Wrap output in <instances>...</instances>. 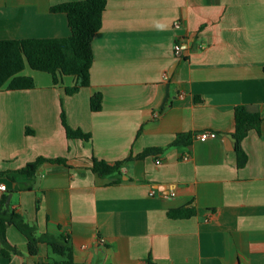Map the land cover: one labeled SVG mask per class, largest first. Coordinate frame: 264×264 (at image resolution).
Returning a JSON list of instances; mask_svg holds the SVG:
<instances>
[{
  "label": "crops",
  "instance_id": "obj_1",
  "mask_svg": "<svg viewBox=\"0 0 264 264\" xmlns=\"http://www.w3.org/2000/svg\"><path fill=\"white\" fill-rule=\"evenodd\" d=\"M77 1L0 0V41L70 37L66 15L51 8ZM107 1L90 87L67 96L74 77L55 85L26 66L20 75L34 88L0 92V201L10 198L16 222L68 237L77 264H264V0ZM239 106L262 117L242 142L243 168ZM62 108L89 141L68 139ZM203 131L218 137L195 140ZM179 134L188 138L171 147ZM153 148L166 150L119 174L91 170L93 159L126 162ZM39 158L48 161L22 173ZM179 208L196 215L170 218ZM1 249L11 257L0 254V264L60 260L46 243L30 256L14 225Z\"/></svg>",
  "mask_w": 264,
  "mask_h": 264
},
{
  "label": "trees",
  "instance_id": "obj_2",
  "mask_svg": "<svg viewBox=\"0 0 264 264\" xmlns=\"http://www.w3.org/2000/svg\"><path fill=\"white\" fill-rule=\"evenodd\" d=\"M107 0H82L56 5L51 8L52 13L65 14L71 35L65 39H25L0 41V92L4 90L21 91L34 88L32 78L20 74L29 66L32 70L50 74L55 85H59L64 77H74L75 84L65 88L67 96H73L82 89L91 86L90 71L94 62L92 44L95 35L102 28L103 15L107 7ZM103 96L95 94L91 98L92 112L102 110ZM62 126L70 140L89 141L91 135L85 134L80 129H72L67 122L64 109L61 111ZM262 123L259 114L249 113L244 107L235 109V132L233 138L236 146L237 166L243 168L248 163V156L242 149V142L251 130H258ZM188 135L179 134L171 147L183 145ZM166 149H147L137 157H130L126 162L108 164L104 161L93 159L92 172L100 177H107L121 173L123 165L132 160H141L147 156L155 155ZM48 161L39 158L34 164L29 165L22 173H33L42 162ZM51 162L64 163L62 159L50 160ZM117 181L121 182L119 178ZM6 199L0 201V236L5 239L7 226H16L27 239L28 254L38 257L39 245L46 243L52 253L60 258L59 261L41 262L37 264H77L74 262L72 249L68 237H54L49 234H39L35 226L24 222H16L17 215L8 213ZM173 219H188L196 215L195 209L179 208L168 213ZM0 254L6 258L11 253L1 249Z\"/></svg>",
  "mask_w": 264,
  "mask_h": 264
},
{
  "label": "built area",
  "instance_id": "obj_3",
  "mask_svg": "<svg viewBox=\"0 0 264 264\" xmlns=\"http://www.w3.org/2000/svg\"><path fill=\"white\" fill-rule=\"evenodd\" d=\"M175 28L180 29L181 28V22H176ZM174 49H175L176 54L179 55L181 53V46L179 44H176ZM217 137H218V134H216L215 132H211V131H203V132H199V133L194 135L195 140H199L202 142L212 140V139H216ZM188 159H189V156L186 155L184 157V160H188ZM157 164H160V161H158ZM6 190L7 189H6L5 185H0V191L1 192H5ZM11 208H12V210L14 209V207H11Z\"/></svg>",
  "mask_w": 264,
  "mask_h": 264
},
{
  "label": "water",
  "instance_id": "obj_4",
  "mask_svg": "<svg viewBox=\"0 0 264 264\" xmlns=\"http://www.w3.org/2000/svg\"><path fill=\"white\" fill-rule=\"evenodd\" d=\"M9 201H10V198H9V200H8V202H7L8 205H9Z\"/></svg>",
  "mask_w": 264,
  "mask_h": 264
}]
</instances>
